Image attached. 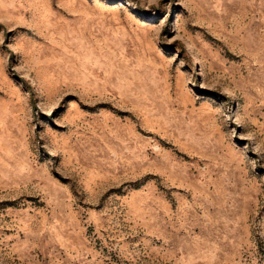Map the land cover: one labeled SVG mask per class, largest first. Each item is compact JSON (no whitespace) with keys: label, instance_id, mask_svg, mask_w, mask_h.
<instances>
[{"label":"rangeland","instance_id":"374dc122","mask_svg":"<svg viewBox=\"0 0 264 264\" xmlns=\"http://www.w3.org/2000/svg\"><path fill=\"white\" fill-rule=\"evenodd\" d=\"M0 264H264V0H0Z\"/></svg>","mask_w":264,"mask_h":264}]
</instances>
